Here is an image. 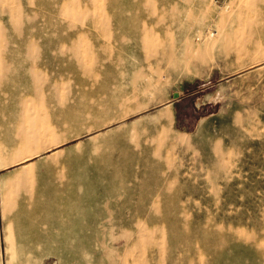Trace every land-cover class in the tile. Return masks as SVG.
<instances>
[{
    "label": "rangeland",
    "instance_id": "374dc122",
    "mask_svg": "<svg viewBox=\"0 0 264 264\" xmlns=\"http://www.w3.org/2000/svg\"><path fill=\"white\" fill-rule=\"evenodd\" d=\"M0 264H264V0H0Z\"/></svg>",
    "mask_w": 264,
    "mask_h": 264
}]
</instances>
